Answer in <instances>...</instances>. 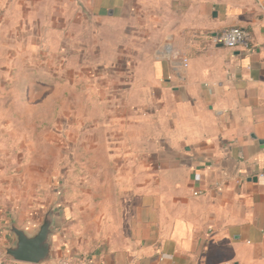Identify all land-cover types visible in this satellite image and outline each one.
<instances>
[{
	"label": "crops",
	"instance_id": "crops-1",
	"mask_svg": "<svg viewBox=\"0 0 264 264\" xmlns=\"http://www.w3.org/2000/svg\"><path fill=\"white\" fill-rule=\"evenodd\" d=\"M73 16L81 34L93 37L83 52L90 43L95 48L94 59L81 60V100L95 101L92 124L81 125L88 150L81 181H94V227L109 233L98 248H85L90 239L82 236L80 248L56 213L52 259L42 264L63 257L82 264H264V12L257 2L0 0V51L19 44L23 26L35 33L44 19L53 24L45 34L61 33L64 49ZM231 27L249 32L246 46L217 43ZM166 45L173 58L160 55ZM91 131L102 140L88 138ZM101 149L107 154H97ZM37 226L17 225L29 235ZM14 241L3 242L0 264H19L1 250Z\"/></svg>",
	"mask_w": 264,
	"mask_h": 264
},
{
	"label": "rangeland",
	"instance_id": "rangeland-1",
	"mask_svg": "<svg viewBox=\"0 0 264 264\" xmlns=\"http://www.w3.org/2000/svg\"><path fill=\"white\" fill-rule=\"evenodd\" d=\"M41 24L35 33L23 26L19 44L10 45L5 55L0 51V247L5 240H15L9 231L12 224L33 220L37 231L53 207V216L61 214L69 222L64 226L69 240L81 248L83 236L90 239L85 248H98L99 237L104 239L109 229L94 227L99 214L94 202L99 197L94 196V181H81V160L88 151L81 148V125L92 124L95 118V101L88 106L89 101L81 100V60L94 59L95 48L90 43L83 52L81 44L88 45L93 37L81 34L85 28L73 16L70 36L64 37L68 44L62 49L61 33L45 34L52 21L44 19ZM85 111L91 112L90 122L83 118ZM88 138L102 140L103 134L91 131ZM90 166L84 170L93 171ZM82 187L88 196L81 197ZM81 200L86 213L81 211Z\"/></svg>",
	"mask_w": 264,
	"mask_h": 264
},
{
	"label": "water",
	"instance_id": "water-1",
	"mask_svg": "<svg viewBox=\"0 0 264 264\" xmlns=\"http://www.w3.org/2000/svg\"><path fill=\"white\" fill-rule=\"evenodd\" d=\"M53 207L45 214L38 230L29 235L26 230L12 224L9 231L15 241L3 248L4 257L19 264H42L52 259L54 231Z\"/></svg>",
	"mask_w": 264,
	"mask_h": 264
},
{
	"label": "built area",
	"instance_id": "built-area-1",
	"mask_svg": "<svg viewBox=\"0 0 264 264\" xmlns=\"http://www.w3.org/2000/svg\"><path fill=\"white\" fill-rule=\"evenodd\" d=\"M260 7V9L264 12V0H255ZM250 40V34L245 29L240 27H231L225 29L218 37L217 43L223 45L229 49H235L240 46H246ZM173 54V50L170 45H166L160 52V55L164 58H171ZM173 58V57H172ZM182 68L186 69L188 67V60L186 58L180 59ZM195 197H200L203 195V192L195 191L193 193ZM57 264H82L81 261L75 260L70 257H63L57 261Z\"/></svg>",
	"mask_w": 264,
	"mask_h": 264
}]
</instances>
